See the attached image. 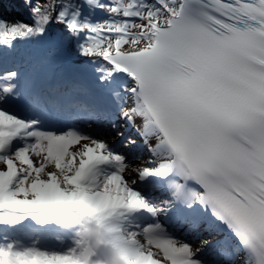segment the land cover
Listing matches in <instances>:
<instances>
[{"label": "snow or ice", "instance_id": "1", "mask_svg": "<svg viewBox=\"0 0 264 264\" xmlns=\"http://www.w3.org/2000/svg\"><path fill=\"white\" fill-rule=\"evenodd\" d=\"M85 2L108 13L109 19H80L81 5L61 0H24L32 23L0 18V45L11 49L17 41L47 36L51 52L65 39H74L76 55L102 57L111 65L99 78L101 89L130 78L120 87L134 106L122 114L129 121L143 118L144 137L157 140L149 146L157 166L136 175L147 191L165 186L167 196L160 207L150 203L120 174L124 157L105 155L106 145L91 135L72 128L58 134L60 101L35 77L9 71L0 76V163L6 165L0 170V220L31 217L47 222L79 205L122 219L144 211L175 220L188 218L187 211L195 212L194 205H200L238 238L253 264H264V0ZM53 12L55 26L62 28L59 35L49 36ZM131 29L138 32L131 35ZM129 45L133 50L124 51ZM21 101L31 119L3 107ZM19 137L35 142L13 155L11 146ZM82 140L90 143L80 152L69 151ZM30 153L42 157L39 166ZM48 164L56 171L45 179ZM100 165L116 170L102 174ZM132 226L128 230L137 238ZM142 234L147 246L159 249L170 264H203L194 258L200 249L194 252L188 243L177 246L160 223L143 227ZM18 244L0 246V264H81L73 237L63 254L41 250L36 241L32 246ZM142 245L134 264H160L153 258L156 253Z\"/></svg>", "mask_w": 264, "mask_h": 264}, {"label": "rangeland", "instance_id": "2", "mask_svg": "<svg viewBox=\"0 0 264 264\" xmlns=\"http://www.w3.org/2000/svg\"><path fill=\"white\" fill-rule=\"evenodd\" d=\"M34 2L39 3L40 0H34ZM100 3H107L108 0H99ZM84 9L86 12L82 13V16L80 17V19H84L85 17L89 18L91 21L96 22L97 21V15L101 14V15H107L108 13L101 11L97 8H95L94 6L88 5L85 2L84 5ZM3 10H0V14L5 15L6 13H4ZM8 14V17H4L5 21L8 22H23V23H27V20L25 18V16L23 14H19V13H14V12H9L6 11ZM100 15V17H101ZM121 18V17H120ZM120 18H116V19H120ZM105 20V19H104ZM54 26L52 28H50L49 30V35H52L53 33H57V31H61L62 26L60 27H56L55 26V20L53 21ZM81 42H83L84 37L83 34H81L80 37ZM51 46V43L49 45V48ZM76 46V41L73 39L71 43H69V41L67 39H65L63 41V43L58 46L56 49L52 50L51 53L59 56L60 58V64H57L55 67H52V69H50L51 71H61V66H63L64 63V55H66V53H68L71 49V53L75 52ZM38 60L40 61L41 59L38 58ZM37 60V62H38ZM26 65L23 67H27L29 66V62L27 61V63H25ZM67 66H69L70 71H73L74 69H79L80 70V74H86L89 78V81H92L94 84H96L97 88H95L96 94L99 95L100 97L105 98H109L112 101H115L116 99H118V105L121 103L119 100L120 96H124V93L120 87L121 84H109L107 87H110V91H108L107 87L101 89L100 88V84L102 83L100 81V74L96 73V70L93 66H88V65H83L82 62H80L78 59H75L70 63L67 64ZM50 71V72H51ZM113 93V94H109V93ZM130 106L129 104V100H128V96H124V100L122 103V106L119 107V111L118 114H116V116L114 117L115 122L114 124L116 125V127H112V125H109V129L112 130L110 133L104 134L103 129L99 130L97 134H93V137L95 139H97L100 142H103L106 145L107 151L106 152H110L113 155L119 154L122 157L126 156L128 157V161L124 162V167L125 170L124 172L120 173L123 177L125 182L129 185V186H134L135 190H138L135 186L136 184L139 182L138 181V177L136 175V173L140 170H143L144 167H149V168H153L155 166H157L155 163H153V160L155 159L149 150V146H152L150 144H141V141L143 139V133L142 131L139 129V127L132 123V121L127 120L124 116H123V111H128V107ZM25 120H28L27 118H22ZM121 122H123V125H121ZM127 123V124H124ZM120 123V127L117 128V126H119ZM117 128V129H116ZM69 129V128H68ZM68 129H66L65 131H67ZM72 129H76V128H72ZM81 131L84 134H89V132L85 131L84 128H80V129H76ZM128 131V132H127ZM59 134V132H58ZM117 138H120V143L118 148L115 147V145H113L114 142L117 141ZM15 141L18 142V145L13 148V150L11 151V153L14 155V151L16 149H18L19 147L24 146L25 143L27 142H32L34 143V139H30V138H26V137H19L17 138ZM130 141H135V144H130ZM89 141H85L82 140L80 141L78 144L72 145L69 148L70 152H80L83 150V147L85 144H89ZM113 148L112 150H110L109 148ZM115 148H117V151H115ZM128 148V149H127ZM120 151L122 153H120ZM124 155V156H123ZM30 159L33 160L34 166H39L42 157H36L33 154H29ZM78 159L77 158V163H78ZM14 163L16 164L17 168H19L20 164L19 161H15ZM24 167H27L26 165H24ZM111 169V170H109ZM0 170H6V165H3L2 163H0ZM115 167H113L112 165L109 168L103 169L98 171L99 173L102 174H107L108 172L111 171H115ZM51 171H56L54 164H48L46 167V170L44 173H42V178H47V173L51 172ZM166 195V193H164ZM165 195L160 197L157 195L153 196V200H154V204L156 205V207H160L161 204H157L156 202L162 201L165 198ZM187 216L190 215H194V212L192 210H188L187 211ZM61 215H54L53 219L47 222H40L41 227L38 228L37 230H34V226H38V224H36L33 221H37L35 219H32L31 217L29 218L31 221L30 222H26L25 224L31 225L33 224V226L30 227V229L28 231L30 232H34L33 235L31 236V240L29 238H23L21 239L26 245L25 246H32L33 245V241L37 242V245L41 250L44 251H48V252H57V253H61L63 254L64 252L67 251V248L69 246H71V240H72V236L71 235H66V231L65 230V225L67 224V221L61 218ZM159 216H166L165 214L161 213L159 214ZM158 216V217H159ZM201 217V216H200ZM27 218V217H26ZM133 217L128 216L127 219H123V223L124 225H126L127 227L131 224H133V226L131 227L130 230L132 231H136L137 232V239L142 243L145 244L147 246V241L144 238L143 234H142V230L143 227L147 226L150 223H156V219L155 220H151L148 221L146 224L140 226V227H134V222H132ZM47 226V227H45ZM52 227L57 228V232L49 235L48 231L51 230ZM198 231V230H197ZM218 232H220V230L216 229L211 232L210 235H201L200 238L198 239H194L191 241H186L183 239V237H173V239L177 240L178 245L179 243H188L190 248L195 252L196 249H200L199 252L196 253L195 257L199 260H201L200 258L197 257V255L203 251V249H205L206 246H204L203 242L207 241V242H214L217 238L219 239V237H217ZM229 232L231 234H233L230 230ZM185 235V234H184ZM193 234H188L186 236H192ZM219 235V234H218ZM28 239V240H27ZM7 243H12V240L9 241H0V246L6 245ZM51 243H55L56 246L53 247H47L48 245H50ZM48 244V245H47ZM67 244V245H66ZM148 250L153 251L154 253H156V255H154V259H157L158 261H160V264H170V261H167L164 257L162 252L159 249H156L154 246H147ZM194 257V258H195ZM203 262L208 263V264H214L212 263V258H202ZM233 259V260H232ZM231 262H224L222 264H239V262L241 261L239 259V253L236 252L235 256L233 258H231Z\"/></svg>", "mask_w": 264, "mask_h": 264}, {"label": "clouds", "instance_id": "3", "mask_svg": "<svg viewBox=\"0 0 264 264\" xmlns=\"http://www.w3.org/2000/svg\"><path fill=\"white\" fill-rule=\"evenodd\" d=\"M65 230L71 233L81 264H134L143 245L111 211H98L91 205L63 210Z\"/></svg>", "mask_w": 264, "mask_h": 264}, {"label": "trees", "instance_id": "4", "mask_svg": "<svg viewBox=\"0 0 264 264\" xmlns=\"http://www.w3.org/2000/svg\"><path fill=\"white\" fill-rule=\"evenodd\" d=\"M61 2L73 5H81L82 13L86 12L84 9L85 0H61ZM12 8H15L17 11L15 12L11 10ZM1 10L23 14L27 20L26 24L32 23V20L29 16V9L24 6V0H3V6ZM58 10L59 9H57V11ZM52 16L54 21L55 12L52 13ZM56 34L59 35L60 32L57 31ZM50 43L51 41L46 36L44 39L33 38L25 42L17 41L15 46L11 49L0 45V64L12 68L14 67V61L17 60L21 62L25 59L32 58L34 59L33 65L30 69L26 68V70H29L28 75L35 77L37 80L42 79L46 77L51 71L48 66L55 67L59 61V56H56L48 51ZM40 54H46L48 58L41 59L39 62H36L35 58L39 57ZM19 221L20 220H14L12 222L13 225L18 229L19 233L24 235L23 231L20 229ZM8 234V225L6 221L0 220V238H8Z\"/></svg>", "mask_w": 264, "mask_h": 264}, {"label": "bare ground", "instance_id": "5", "mask_svg": "<svg viewBox=\"0 0 264 264\" xmlns=\"http://www.w3.org/2000/svg\"><path fill=\"white\" fill-rule=\"evenodd\" d=\"M123 2L126 4V3L131 2V0H123ZM149 2H151V0H149ZM11 10H13L15 12L17 11L15 8H12ZM4 13H6V14L5 15L0 14V18L4 19V17H8V15H7L8 13L6 11H4ZM100 15L101 14L97 15V21H104V19L105 20L109 19L108 14L107 15H101V17H100ZM116 18H120V17H113V19H116ZM136 22L140 23L141 21L137 20ZM137 32H138V29H131L130 30L131 35H134ZM71 50H73V49H71ZM71 50L68 52V56H69L70 60L67 63H69V62L71 63L74 60V58L78 59L80 62L83 63V65L93 66L96 70V73L100 74V75L104 74L105 68L111 67V65H109L106 61H103L102 57H82V56L76 55L75 52L71 53ZM123 50L124 51H130L133 49H132V46L129 45V46H124ZM93 61H95V63H93ZM25 63H27L26 59L21 61V62H18V61L14 62V67H12V68L6 67L4 65L3 66H4V69H7L9 71L20 72L21 68L26 65ZM30 64H32V63H30ZM0 65H2V64H0ZM60 79L63 80L62 77H60ZM128 79H130V78L118 79V80L112 81L111 84L127 83ZM128 100H129V104H130L128 109L130 110L134 106V102L130 98V96H128ZM18 115H22V114H18ZM24 117H26V116H24ZM132 123L136 124L139 127V129L142 131V129H143V118L135 117L132 120ZM124 124H127V123L124 122ZM121 125H123V122H121ZM118 127H120V123H119V126H117V128ZM156 143H157V140L155 139V137L145 138L143 135V139L141 141L142 145L150 144V145L154 146ZM19 166L21 167V165H19ZM194 208L196 209V211L194 212V215L199 216V217L200 216L203 217L206 220L207 227H208V229L211 230V232H213L215 230V228L220 230V232H218L219 235L217 234V237H219V239L217 238L218 239L217 243L219 245H231V246H233L234 250H236L239 253V259L241 260L239 262V264H253L251 254L247 252L246 248L239 242L238 238L235 237L234 234H231L229 232V229H227L226 225H223L222 222H220V221L216 220L214 217H212L211 212L209 210L203 209L202 206L194 205ZM210 224H211V228H210ZM68 233H69L68 235H71L70 232H68ZM4 239H6V238H0V241H2ZM51 245L56 246L55 243H51ZM232 260H230L229 263Z\"/></svg>", "mask_w": 264, "mask_h": 264}]
</instances>
